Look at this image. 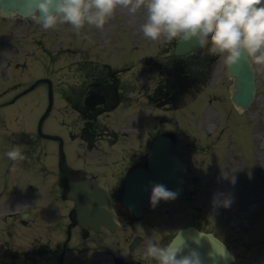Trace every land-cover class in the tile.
I'll return each instance as SVG.
<instances>
[{
  "label": "flooded vegetation",
  "instance_id": "flooded-vegetation-1",
  "mask_svg": "<svg viewBox=\"0 0 264 264\" xmlns=\"http://www.w3.org/2000/svg\"><path fill=\"white\" fill-rule=\"evenodd\" d=\"M88 26L77 36L67 23L57 30H44L35 19L18 18L10 26L0 21V104L18 102L39 90L49 103H63L68 119L64 122L63 146L67 147L69 164L60 158L64 184L65 175L79 179L90 173V181L107 187L117 200L122 197L129 171L148 166L155 137L171 135L173 147H177L178 135L171 127L178 124L172 116L162 117V111L182 109L190 100L191 120L198 127L220 121L225 106L216 93L205 95L207 102L200 96L215 75L214 63L208 62L209 54L196 50L177 56L166 47L134 61L130 58L133 54L123 49L112 63L107 60L112 54L107 52L104 58V46L118 38L103 36L102 29ZM72 39L81 45L73 47ZM126 40L133 43L134 37L129 35ZM199 59L206 69L199 76H192L191 66ZM214 102H218L216 109L212 108ZM25 145L26 153L31 154L34 141L27 140ZM213 146L199 144L193 134L190 151L194 148L195 156L190 153L189 157L198 161V152L208 156L214 151ZM68 147L74 159L69 157ZM116 210L125 241L140 237L146 245L149 241L162 245V205L149 206L141 217L121 204ZM116 232L105 229L100 234H89L88 239L92 238L94 248L105 250L108 244L119 247ZM82 244L79 252L83 254L86 241ZM1 247L0 244V257ZM44 249L40 246L38 250L42 257L46 256ZM135 255L128 260L125 256L124 264H145L139 252Z\"/></svg>",
  "mask_w": 264,
  "mask_h": 264
},
{
  "label": "rangeland",
  "instance_id": "rangeland-1",
  "mask_svg": "<svg viewBox=\"0 0 264 264\" xmlns=\"http://www.w3.org/2000/svg\"><path fill=\"white\" fill-rule=\"evenodd\" d=\"M137 12L143 15L139 22L136 23L141 29L142 25L146 22L147 13L143 8ZM219 62L225 65L222 57ZM253 65L256 69L257 96L249 109L244 113L243 117H238L241 122L238 126L246 137L247 150H244V154L241 153L243 157H235L239 152L237 150H240L241 147H237L239 143H237L235 139H232L235 145H230V163L224 164L222 161L221 164L218 161L210 162L207 165L209 167L207 170H210L207 171L206 178V175L202 172L203 168H199L195 165V162H193L196 160L195 157L193 161L190 158V177L191 179H200L202 182L188 185L189 189H195L196 191V198L191 203H189L186 197H181L177 201L182 207L178 208L181 219L176 227L192 222L199 223L200 221H198L194 214L197 213L195 211L197 205H201L202 209L199 211V215L203 218L200 223L201 226H205L210 231L218 233V235L228 243L232 252L235 254L236 252L239 253V258L236 259L234 264H264V157L260 159V153L257 150V146H259L260 143L263 144L262 147L264 149V66ZM221 73L226 81V88V86L231 84V80L227 79L223 72ZM47 105V99L42 96V91L39 90L18 103L3 106L0 108V133L19 129L35 131L40 117L45 113L48 107ZM180 113L181 112L177 113L178 118ZM64 118L63 111L55 104L50 116L44 123V130L50 133L64 135ZM179 119L178 129L176 131L178 134V145L176 149L178 151L180 150V152L188 158L190 155V133H192L190 130L191 124L189 121H182L184 120L183 116H180ZM232 120L230 121L231 127H236V125L232 124ZM43 147L49 154L50 163L54 164L58 152L57 143L49 141L46 142ZM9 148L10 147H8V150ZM250 151H252V153ZM256 151L258 152L257 156ZM68 154L71 159H74L69 151V147ZM257 157L260 159L258 164L256 160ZM15 163H13V165ZM26 164L28 166L30 165L29 162ZM6 167H9L7 157L4 149H0V183L7 184L8 187L4 195L0 198V207H5L12 203L11 196L8 192L13 189L15 185L14 177L16 176L17 169L10 168L8 171ZM30 168L31 170H35V164L32 163ZM19 170L17 171L18 173L21 172ZM26 172V169L22 170L21 174L23 173V177H30L31 179V175ZM214 172L219 174L220 180H215L213 177ZM38 179L40 188L35 192L32 198L34 203H36L32 215L36 216V220L38 221L32 224L30 228H19L17 231L15 229L19 222H7V224L3 225L2 220L0 221V241L4 242L6 246H9L7 250H9V248L12 250L19 249L24 251L34 249L31 247L33 245L32 241V243H30L32 245L29 244L27 247L26 244L30 242L28 239L40 236L45 230H47V232L50 231L51 228L49 224L52 223V225L56 226V223L59 222L60 213L55 212L59 210L60 207H57L58 204L55 202L51 192H49L45 180L40 176ZM31 181L33 182V179H31ZM215 184L217 186L220 185V188H224L221 189L224 191L218 192L217 187H215L214 190ZM23 188L24 185L21 186L18 191L22 192ZM43 192H47L49 195ZM27 200H31V198H27ZM164 205L170 204L167 201H162V206ZM20 207L23 208L24 206ZM10 208L11 207H8L6 209ZM171 209L177 211L174 208ZM168 217L169 215L167 218ZM172 223L174 222L172 221ZM170 227L172 228L167 230V233H172L174 231L173 228L175 226L171 225ZM57 230L58 232L56 233L50 232L45 234L40 240H46L48 236L52 239L57 238L60 233V230ZM11 232L12 237L10 238L9 235ZM61 239L63 240L64 238ZM165 241L166 240L163 242ZM39 242L42 243L41 241ZM23 247H25V249H22ZM59 249H61V246ZM75 256L77 255L74 253L69 255V257ZM30 258L34 261L26 260L25 257L16 260L7 258L6 264H45L48 263L49 260H51L49 264H58V257L54 259L53 257L40 258L32 256Z\"/></svg>",
  "mask_w": 264,
  "mask_h": 264
},
{
  "label": "clouds",
  "instance_id": "clouds-1",
  "mask_svg": "<svg viewBox=\"0 0 264 264\" xmlns=\"http://www.w3.org/2000/svg\"><path fill=\"white\" fill-rule=\"evenodd\" d=\"M24 18L35 19L44 29L70 24L79 33L85 25L103 29L117 7L135 15L145 9L142 25L145 37L157 40L193 42L207 54L223 58L228 66L241 59L264 66V0H25ZM13 162L23 161L24 146L14 145L5 153ZM177 193L156 183L150 203L175 199ZM174 242L167 245L149 241L145 259L155 264H202L200 254Z\"/></svg>",
  "mask_w": 264,
  "mask_h": 264
},
{
  "label": "water",
  "instance_id": "water-1",
  "mask_svg": "<svg viewBox=\"0 0 264 264\" xmlns=\"http://www.w3.org/2000/svg\"><path fill=\"white\" fill-rule=\"evenodd\" d=\"M0 5V10L4 14L12 13L13 9L23 12L26 7L25 0H0ZM228 69L230 75L235 77V90L232 92V100L244 107L248 105L254 95V69L247 59H241L237 65L228 66ZM162 156H164L162 157V183L152 178L149 184H143L142 182H138V180H143L142 176L144 174L138 175V177L137 175L136 177L134 175L131 176L127 185L128 205L133 207L132 191L137 187L143 191V185L145 186L144 190L148 192L147 196L151 195V187L156 183L164 185L168 190L174 191L177 194L181 192L183 178L176 172L178 168L180 169L179 173L183 172V165L181 163L177 165L171 164V162L174 163L175 157L166 152H162ZM155 164L158 165V162H155ZM169 166H173V169L176 170H172ZM155 170L157 172L154 174L159 176L161 174L159 172L160 169L156 167ZM172 242L181 247L186 246L181 255L187 254L189 250L197 251L202 259V264H229L233 260V256L214 236L198 232L193 228L180 230Z\"/></svg>",
  "mask_w": 264,
  "mask_h": 264
}]
</instances>
